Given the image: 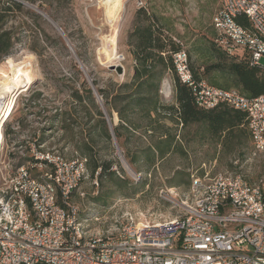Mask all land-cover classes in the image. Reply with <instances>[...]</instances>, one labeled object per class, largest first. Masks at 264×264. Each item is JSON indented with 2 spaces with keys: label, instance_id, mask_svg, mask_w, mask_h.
Here are the masks:
<instances>
[{
  "label": "rangeland",
  "instance_id": "rangeland-1",
  "mask_svg": "<svg viewBox=\"0 0 264 264\" xmlns=\"http://www.w3.org/2000/svg\"><path fill=\"white\" fill-rule=\"evenodd\" d=\"M104 2L123 3L114 22L108 20ZM137 2L99 0L98 6L91 7L78 0H40L34 5L23 2L38 18L24 14L12 18L8 26L14 28L19 42L13 54L0 64V77L1 73L11 74L14 63L23 64L31 80L14 98L12 114L1 128L0 171L4 176L27 165L34 150L64 160L85 157L88 161L89 156L82 155L79 147L91 141L95 146L92 156L111 162L113 181L105 176L97 180V173L91 178L87 168L86 178L70 198V204L78 209L79 220L87 216L99 218L88 223L87 230L92 234L114 230L115 220L129 215L138 222L174 219L183 212L179 197L189 190L192 176L240 175L251 184L264 179V156L253 155L250 138L241 139V143H220L201 124L182 127L171 123L166 109L154 117V122L141 111L129 113L128 118L137 129H118V140L114 132V139L107 141L100 128L92 131L98 120L95 110L82 91V104L71 94L81 90L85 81L96 106L105 111L98 90L115 93L118 86L130 82L135 62L130 54L129 35L140 8L147 10L164 35L179 43L187 65L202 82L223 88L231 84L229 76L220 71H204L216 63L215 55L222 53L215 44L217 34L212 25L219 0H142L144 6L140 8ZM261 64L264 66V57ZM111 66H121L123 74L118 75ZM159 96L164 108L175 105L170 74L162 79ZM115 117L113 114V126L120 124ZM165 132L175 136V148L161 159L149 147L163 140ZM161 191L177 194L179 202L164 198Z\"/></svg>",
  "mask_w": 264,
  "mask_h": 264
},
{
  "label": "built area",
  "instance_id": "built-area-1",
  "mask_svg": "<svg viewBox=\"0 0 264 264\" xmlns=\"http://www.w3.org/2000/svg\"><path fill=\"white\" fill-rule=\"evenodd\" d=\"M219 1L215 42L228 54L246 51L249 65L264 72V0ZM239 17L249 29L238 25ZM174 65L198 108L223 104L245 113L253 155L264 156V95L247 98L236 89L195 82L183 51L174 55ZM26 164L8 176L0 171V264H264V179L251 184L240 175L192 176L181 197L160 192L180 200L183 212L174 219L138 222L129 215L115 220L114 230L92 234L88 223L99 218L79 220L70 204L88 174L87 159L34 150Z\"/></svg>",
  "mask_w": 264,
  "mask_h": 264
},
{
  "label": "trees",
  "instance_id": "trees-1",
  "mask_svg": "<svg viewBox=\"0 0 264 264\" xmlns=\"http://www.w3.org/2000/svg\"><path fill=\"white\" fill-rule=\"evenodd\" d=\"M39 1L0 0V64L13 54L19 42L14 28L8 26L9 22L15 15L21 14L37 19L38 16L32 14L21 3L26 2L34 5ZM236 22L243 28H250V23L245 17L237 18ZM153 23V17L148 14L145 8L138 9L134 29L129 35V46L132 48L130 54L135 62L132 78L130 82L118 86L115 93L98 90L116 139L120 138L118 129L122 127L137 129L128 118L129 113L141 111L150 122H154V117L159 116L162 109H166L169 112L166 114L167 119L171 123L182 127L201 124L207 128L210 136L220 143L229 141L241 143V139L249 140L245 113L223 104L208 111L197 107L191 88L182 83L176 74L174 55L182 51L179 43H175L167 35H164L162 29ZM166 33L169 32L166 31ZM215 44L222 50V53L216 54V63L204 71L207 72L208 69L220 71L225 76H229L231 84L226 88L218 84L210 85L222 89H236L247 98L264 95V72L258 67L249 65L247 52L240 50L236 54H228L222 46L216 42ZM188 68L193 80L201 82L202 78L196 74L194 69L189 66ZM77 73L80 74L78 70ZM166 74H170L173 82L175 105L164 108L159 96V86ZM80 91L84 93L89 102L88 105L95 110L94 113L98 119L96 125L91 127L92 131L100 128L102 137L107 141L110 140L111 135L105 115L96 106L92 90L85 81L81 84V90H74L71 94L77 103L82 104L84 96L80 94ZM113 114H116L115 118L119 120L120 124L117 126L112 125ZM88 115H90L89 111ZM162 137L163 140H159L149 147V150L157 151L161 159L175 148L174 135L165 132ZM94 149L92 141L83 143L79 147L82 155L89 156L87 168L90 169L91 178H94L97 173V180L105 176L108 181H113L114 173L111 171V162L95 159L92 156ZM126 159L130 165H133L134 161L129 156Z\"/></svg>",
  "mask_w": 264,
  "mask_h": 264
},
{
  "label": "bare ground",
  "instance_id": "bare-ground-1",
  "mask_svg": "<svg viewBox=\"0 0 264 264\" xmlns=\"http://www.w3.org/2000/svg\"><path fill=\"white\" fill-rule=\"evenodd\" d=\"M104 5L106 6V10L108 11V14L106 15L108 20L111 22H114L117 12H119V10H122L123 3L109 4V3L104 2ZM22 65L20 66V64L16 65L13 63L12 64L13 70L11 74L1 73V77H0V111H1L0 112V145L2 143L1 128L3 124L8 120L10 115L12 114L14 98L20 92L24 91L31 84V80L28 76V72L24 70V67ZM8 94L9 95L11 94V96L7 97L6 95Z\"/></svg>",
  "mask_w": 264,
  "mask_h": 264
},
{
  "label": "water",
  "instance_id": "water-1",
  "mask_svg": "<svg viewBox=\"0 0 264 264\" xmlns=\"http://www.w3.org/2000/svg\"><path fill=\"white\" fill-rule=\"evenodd\" d=\"M39 15L43 16L40 12L38 13ZM56 29L61 32L57 27ZM111 70H114L118 75H122L123 74V68L121 66H111ZM104 115H105V120L107 122L108 128H109V133L111 135V138L114 139L113 137V129L110 123L109 118L107 117V114L105 113V111H103Z\"/></svg>",
  "mask_w": 264,
  "mask_h": 264
}]
</instances>
